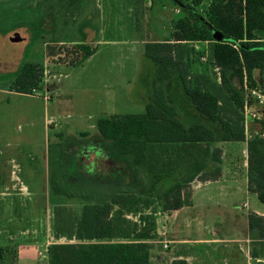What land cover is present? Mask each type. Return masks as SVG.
I'll return each mask as SVG.
<instances>
[{
  "label": "rangeland",
  "instance_id": "obj_1",
  "mask_svg": "<svg viewBox=\"0 0 264 264\" xmlns=\"http://www.w3.org/2000/svg\"><path fill=\"white\" fill-rule=\"evenodd\" d=\"M163 3L167 7L161 11ZM205 3L203 0V6ZM44 7V0H0V264H19V253L34 257L41 253L38 264H46L45 248L70 242L66 238L54 239V203L59 202L78 217L83 203L101 202L113 194L114 172L100 150L110 151L99 145L96 122L114 115L144 112L153 91L156 67L145 56V45L169 32L160 28L168 27L166 12L173 20L180 17L172 11L169 0H144L143 7L139 0H81L78 9L83 15L98 16L92 21L100 30L84 37L77 28L82 19H63L56 6H52L50 15ZM141 8L144 12L137 19V28L131 13L134 9L140 12ZM63 22L67 25L61 26ZM15 33L23 41L12 43L9 39ZM87 37H94L93 42L100 45L92 58L74 67L80 57L75 53V42ZM57 38H63V43L56 42ZM213 38L219 39V34L213 33ZM196 51L199 56L195 57L197 69L193 71H209L206 47L200 46ZM29 60L40 64L36 88L25 94L16 93L12 81L23 62ZM170 82L180 85L177 78ZM174 86L168 87L169 91ZM170 93L167 98L187 126L185 122L193 118L189 100L182 98L183 94ZM253 107L257 118L249 119L252 122L245 132L248 136L263 135L264 107ZM51 179L58 186L59 198L51 194ZM232 202L234 206L227 213L239 218V231L235 234L241 236L244 215L264 213V205L254 194H249L248 199L237 196ZM245 202L247 206L242 208L240 205ZM144 213H151V209ZM128 219L138 221L137 216ZM169 224L166 217L163 226L168 228ZM158 242L155 238L150 243V264H170L178 255L189 264H206L205 249L186 245L176 252L169 245L162 248ZM227 245L237 248V244ZM260 249L264 253V244Z\"/></svg>",
  "mask_w": 264,
  "mask_h": 264
},
{
  "label": "trees",
  "instance_id": "obj_2",
  "mask_svg": "<svg viewBox=\"0 0 264 264\" xmlns=\"http://www.w3.org/2000/svg\"><path fill=\"white\" fill-rule=\"evenodd\" d=\"M169 1L181 17L172 22L170 39L145 45V56L156 67L144 112L96 122L101 143L110 151L107 159L114 165L112 182L117 190L101 202L83 203L78 217L54 203V239L70 242L49 245L47 264H150L148 242L155 239L154 213L188 206L191 182L219 177L216 143L246 140L242 84L246 80L256 88L254 72L264 76V0H209L204 6L203 0ZM79 2L44 0V8L52 15V6H56L63 19H77L82 14ZM213 33L220 35L219 41ZM56 40L63 43V38ZM203 42L214 43L211 72L199 74L193 71L199 56L193 45ZM75 43V53L80 54L73 63L77 67L94 55L97 47ZM37 68L39 63L23 62L12 89L19 94L35 89ZM175 78L190 106L211 126L183 124L181 113L166 97L165 85ZM246 147L247 189L264 205V137L252 136ZM49 183L53 198H59L55 180ZM150 209L151 213L144 215ZM128 216H137L138 221ZM246 220L249 236L264 240V217L249 213ZM170 264L187 263L175 260Z\"/></svg>",
  "mask_w": 264,
  "mask_h": 264
},
{
  "label": "crops",
  "instance_id": "obj_3",
  "mask_svg": "<svg viewBox=\"0 0 264 264\" xmlns=\"http://www.w3.org/2000/svg\"><path fill=\"white\" fill-rule=\"evenodd\" d=\"M136 1V0H135ZM141 2L142 7L144 6V0H139ZM151 1V0H150ZM205 4L209 2V0H205ZM153 6V3L150 2ZM150 5V7H151ZM161 11L167 7V3L162 4ZM172 11L175 15L181 17V12L173 5ZM141 12V13H140ZM136 11L135 9L131 13V17H134V22L137 25L138 20L141 18L144 10L141 8V11ZM166 12V11H165ZM98 17V16H97ZM96 15H86L80 14L77 19H82L80 24L78 25V31L80 35L84 37L90 34L96 33L97 26L92 21L97 18ZM164 18V17H163ZM168 27H160L165 31H168L166 36L159 39L156 38L153 42H163L170 39L172 33V22L176 21L172 19L166 12L165 16ZM101 18L99 17V20ZM133 22V24H134ZM134 28V26H132ZM138 28V25H137ZM136 29V28H135ZM100 30L98 29L97 32ZM89 37V36H88ZM88 37L83 41L85 44H94L93 46L98 47L100 43L93 39H88ZM215 41L220 40L217 38ZM82 41V39H81ZM115 43V42H106V44ZM213 42H203L194 44L195 50H198L200 46L206 47L207 56L212 62V51H213ZM96 53V52H95ZM89 57L88 59L92 58ZM209 63V65H210ZM197 65H193V70L197 69ZM197 73L201 74L198 70ZM204 72V71H203ZM208 72H211L209 69ZM216 72V70H215ZM253 78L256 82V88L264 92V76L261 75L258 71L254 72ZM174 82V81H173ZM176 82V81H175ZM171 83V82H170ZM167 84L165 87L166 97L167 94L171 95L170 92L177 93L178 95L183 94L184 99L188 100V97L185 95L182 87L179 83L174 86V83L171 85ZM244 84L246 87L252 88L249 86L248 82L244 80L242 84L243 95L246 97V92L244 91ZM170 86L172 91H169ZM260 87V88H259ZM254 88V87H253ZM169 92V93H168ZM169 97V96H168ZM249 99V98H248ZM168 102L174 106V103L170 102L167 98ZM253 106H258L252 99H249L248 107L250 110L255 113ZM264 107V106H260ZM179 111V110H178ZM255 111V112H254ZM180 112V111H179ZM190 115L193 117L190 118L189 122L186 121L187 127L192 125L193 123H202L208 126H211L210 122L205 119L202 121L198 118V114L191 106H190ZM256 114V113H255ZM257 116V114H256ZM252 121L249 119L244 120L245 129L247 125H249ZM246 131V130H245ZM264 137V134L259 135ZM252 136H248L245 132V141L243 142H218L214 145L215 148L220 150L219 163L216 167L220 170V175L216 180L213 181H198L194 180L189 185V201L190 204L188 206H184L177 211H173L170 213H164L160 210H157L154 213L155 220V238L159 239V244L164 245L167 244L170 249H176L186 245H194L198 246L201 249H205V263L206 264H264V258L262 253V249H260L261 245L264 244V240H254L248 234L247 220L246 216L250 212H247L244 215L243 226L241 227V236L236 235L235 232L239 231L237 227V220L233 216L234 214L227 213V209L231 206H234L232 200L235 197L245 195L246 199H248L249 194H253L247 189V147L246 141L250 139ZM99 145H102L99 143ZM104 159L108 160V152H103ZM109 161V160H108ZM108 163V162H107ZM110 167H114L112 162H109ZM115 185L113 182H111ZM21 184L28 188L25 184ZM115 192L117 190V186H114ZM255 195V194H254ZM256 196V195H255ZM242 208H246L247 203H243L240 205ZM238 206V207H240ZM234 208V207H233ZM160 211V212H159ZM159 213V214H158ZM253 213V212H251ZM255 214L264 217V213L259 214L258 212H254ZM218 215H221L220 217ZM168 217L170 220L169 227H164V219ZM155 240V239H154ZM154 240L149 241L148 244L150 246V255H151V244ZM237 244V248L233 249V247L228 246L227 244ZM241 244V246H239ZM243 245H245V250L243 249ZM254 249L252 253L250 250ZM46 252V248H45ZM245 252V253H242ZM42 256L41 253H37V257L32 255L20 254L18 256V263L20 264H38L39 257ZM43 257V256H42ZM175 260L185 261L187 264V259L183 258L182 255H178L177 258H173ZM47 264V257H46Z\"/></svg>",
  "mask_w": 264,
  "mask_h": 264
},
{
  "label": "built area",
  "instance_id": "obj_4",
  "mask_svg": "<svg viewBox=\"0 0 264 264\" xmlns=\"http://www.w3.org/2000/svg\"><path fill=\"white\" fill-rule=\"evenodd\" d=\"M243 88H244V91L246 92V100H245L246 103L243 107L244 120L255 119L257 118V116L248 107V102H249V99H252L254 103H256L258 106H264V92L257 88H248L246 87V84H244ZM164 249H167V244L164 245Z\"/></svg>",
  "mask_w": 264,
  "mask_h": 264
},
{
  "label": "water",
  "instance_id": "obj_5",
  "mask_svg": "<svg viewBox=\"0 0 264 264\" xmlns=\"http://www.w3.org/2000/svg\"><path fill=\"white\" fill-rule=\"evenodd\" d=\"M12 43H18L23 41V37L19 33H15L13 36H10L9 39Z\"/></svg>",
  "mask_w": 264,
  "mask_h": 264
}]
</instances>
